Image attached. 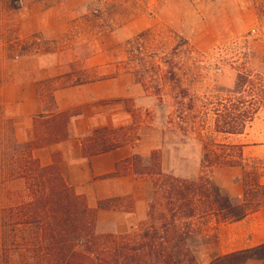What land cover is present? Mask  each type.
<instances>
[{
    "label": "rangeland",
    "instance_id": "1",
    "mask_svg": "<svg viewBox=\"0 0 264 264\" xmlns=\"http://www.w3.org/2000/svg\"><path fill=\"white\" fill-rule=\"evenodd\" d=\"M261 5L262 0H0V89L12 79L25 57L32 54L64 50L79 54L74 68L76 75L82 76L85 58L102 53L104 57L99 62H106L109 67L97 69L96 77L122 75L114 87L116 94H124L127 88L128 104L138 116L146 110L152 112V124H143L132 132H140L144 141L162 144L170 158L171 174L198 179L204 153L213 143L223 142L251 146L244 151L247 169L257 167L264 173V108L242 136L213 131L217 121H222L216 112L232 107L239 99L234 93L238 76L251 73L253 78L258 74L264 77ZM38 28L43 29L25 35ZM143 34L148 40L145 55L135 53L139 58H132L129 43ZM177 47L179 53L175 56ZM163 57L173 60L177 78L188 90L186 98L173 87V82L161 81L162 70H169L162 63ZM132 63L139 72L134 71ZM162 85L163 99L155 93V87ZM245 90L249 92L250 88ZM245 100L253 99L247 95ZM190 101L195 103V115L201 113L199 116L208 126L204 143L193 132L184 133L183 127L170 123L173 117L179 124L182 104ZM11 125L0 106V210L29 199L25 181L9 178V164L16 167L19 158V154L9 150L7 142ZM209 175L216 184L224 185L225 194L241 201L245 187L241 168L217 167ZM236 184L243 188L236 189ZM16 230L14 235L11 227L0 228V264L34 262L32 252L12 244L15 237L20 242L32 239L31 228ZM4 237L8 239L6 250L2 248ZM189 245L199 264H209L213 257L240 247L230 236L222 240L215 233L199 236Z\"/></svg>",
    "mask_w": 264,
    "mask_h": 264
},
{
    "label": "trees",
    "instance_id": "2",
    "mask_svg": "<svg viewBox=\"0 0 264 264\" xmlns=\"http://www.w3.org/2000/svg\"><path fill=\"white\" fill-rule=\"evenodd\" d=\"M261 12L264 13V0ZM147 36L143 34L130 42L131 57L145 55ZM137 53V54H135ZM179 48L174 49V55ZM133 60V59H132ZM168 71L162 70L161 81L173 82V87L188 96V90L177 78L173 60L163 57ZM131 62V61H130ZM134 65V71L139 68ZM131 72V69H127ZM134 74V72H132ZM136 74H134L135 76ZM147 87V86H146ZM162 86L155 87L161 99ZM246 87L250 90L247 92ZM235 94L239 95L232 107L225 106L217 111L218 120L214 132L227 136H242L264 108V77L251 73L240 74ZM249 95L252 102L245 98ZM178 121L184 133L193 132L204 143V131L208 129L201 113L195 115V103L182 104ZM134 113L135 124L119 129L107 127L94 130L83 143L86 157L111 152L140 138L133 132L142 124L151 125L154 117L146 110L144 115ZM75 113L65 112L52 119L44 120L35 142L20 144L11 128L8 137L9 150L19 154L16 167L9 164L10 179H23L28 190V200L15 207L0 210V228L11 227L17 233L18 227L31 228L33 238L12 244L32 252V264H199L189 243L193 239L216 233L221 225L244 220L249 215L264 209V173L260 168L247 169L244 144L228 142L213 143L201 160L202 174L196 180L185 179L162 170V152L156 150L151 158L138 155L118 165V170L104 178H115L133 174L142 181L154 183L155 194L150 202L148 219L137 230L127 234H99L96 231L99 208H91L86 196L80 195L68 183L60 170L57 157L54 164L42 166L33 156V151L46 145L67 139L68 123ZM59 120V121H58ZM133 131V132H132ZM3 161V160H2ZM3 164V162H2ZM12 166V167H11ZM217 167L241 168L245 184L241 201L226 195L210 177L209 172ZM8 239L2 240L6 250ZM209 264H264V243L252 248L221 254L212 258Z\"/></svg>",
    "mask_w": 264,
    "mask_h": 264
},
{
    "label": "crops",
    "instance_id": "3",
    "mask_svg": "<svg viewBox=\"0 0 264 264\" xmlns=\"http://www.w3.org/2000/svg\"><path fill=\"white\" fill-rule=\"evenodd\" d=\"M42 29L26 32L25 35ZM78 57L79 54H71L65 50L35 53L25 57L12 79L2 85L0 106L4 110L5 118L11 122L12 131L20 144L35 142L38 127L40 133L44 132L40 128L44 120L58 117L65 112L75 113L68 123V138L35 149L33 156L42 166L54 164L57 157L60 170L65 174L68 183L78 194L86 196L89 206L94 209L102 204L105 206L98 212L96 231L99 234L131 233L148 219L149 205L155 194L154 183L142 181L133 174L104 177L116 172L118 165L128 158L138 155L148 159L156 150L162 152V170L172 173L170 158L162 144L155 145L144 141L140 132H137L140 140L135 143L108 153L85 156L84 140L94 130L128 127L134 125L136 120L134 113L129 110V107H133L128 104L130 99L127 88L120 95L114 89L123 76L100 74V78L96 77L97 69L104 70L109 67L106 62H99L104 54L94 53L85 58L87 64L83 68L82 76L76 75L78 72L74 68ZM249 147L251 146L246 144L244 151ZM1 165L0 156V167ZM217 185L221 190L224 187L223 184ZM241 187L236 184V189H242ZM228 195L233 196L230 193ZM215 234H220L222 240L230 236L232 240L238 241L240 247L233 251L263 244L264 209L242 221L221 225Z\"/></svg>",
    "mask_w": 264,
    "mask_h": 264
}]
</instances>
